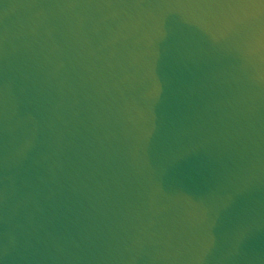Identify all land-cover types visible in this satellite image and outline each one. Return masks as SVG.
<instances>
[{
	"label": "water",
	"instance_id": "obj_1",
	"mask_svg": "<svg viewBox=\"0 0 264 264\" xmlns=\"http://www.w3.org/2000/svg\"><path fill=\"white\" fill-rule=\"evenodd\" d=\"M0 264H264V0H0Z\"/></svg>",
	"mask_w": 264,
	"mask_h": 264
}]
</instances>
